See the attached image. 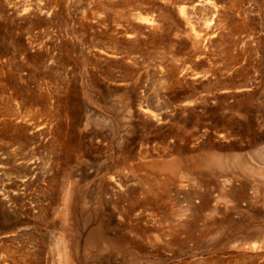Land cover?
Segmentation results:
<instances>
[{"label":"rangeland","instance_id":"rangeland-1","mask_svg":"<svg viewBox=\"0 0 264 264\" xmlns=\"http://www.w3.org/2000/svg\"><path fill=\"white\" fill-rule=\"evenodd\" d=\"M0 264H264V0H0Z\"/></svg>","mask_w":264,"mask_h":264}]
</instances>
